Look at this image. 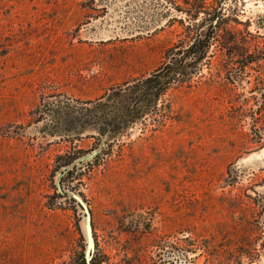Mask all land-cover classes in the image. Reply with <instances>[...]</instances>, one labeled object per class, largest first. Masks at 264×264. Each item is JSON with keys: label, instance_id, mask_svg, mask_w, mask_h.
<instances>
[{"label": "rangeland", "instance_id": "374dc122", "mask_svg": "<svg viewBox=\"0 0 264 264\" xmlns=\"http://www.w3.org/2000/svg\"><path fill=\"white\" fill-rule=\"evenodd\" d=\"M194 43L206 55L183 61L157 114L60 187L88 207L95 264H264V0H0V264H82V216L56 178L102 137L60 133L61 103Z\"/></svg>", "mask_w": 264, "mask_h": 264}, {"label": "trees", "instance_id": "16d2710c", "mask_svg": "<svg viewBox=\"0 0 264 264\" xmlns=\"http://www.w3.org/2000/svg\"><path fill=\"white\" fill-rule=\"evenodd\" d=\"M209 39V37H205ZM194 43L177 50L171 60L153 71L148 76L133 80L124 87L112 89L109 93L93 102H86L83 106H73L71 103H61L65 111L64 133L73 132L81 135L87 130H94L100 139L109 134L110 140L123 136L128 129L144 121L149 116L157 114L158 102L172 86L185 82L191 72L183 61L199 55V59L206 55V46ZM105 155V150L96 158ZM69 174H71L69 172ZM68 174V175H69ZM82 264H87L84 256ZM90 264H95L93 260Z\"/></svg>", "mask_w": 264, "mask_h": 264}, {"label": "water", "instance_id": "95a60500", "mask_svg": "<svg viewBox=\"0 0 264 264\" xmlns=\"http://www.w3.org/2000/svg\"><path fill=\"white\" fill-rule=\"evenodd\" d=\"M108 139H109V134H106L104 137H102L101 144L95 152L83 158L79 163H74L73 165L71 164L67 166L59 173V175L56 178V185H57L59 192L75 200V202L78 205V209L81 213V216H82L81 230H82V234L85 240V260L87 264L91 263L93 254L95 252V240H94L93 230H92L91 215H90L88 207L86 203L84 202L83 198L79 194L72 193L71 191L67 189H63V188L61 189L60 180L62 177L68 174L71 169L75 168L80 163L82 164V163L91 161L94 158H96L99 154H101L102 148H104L105 143L107 142Z\"/></svg>", "mask_w": 264, "mask_h": 264}]
</instances>
